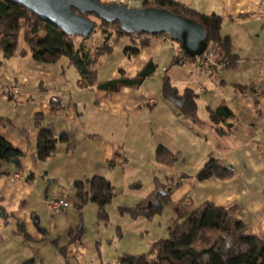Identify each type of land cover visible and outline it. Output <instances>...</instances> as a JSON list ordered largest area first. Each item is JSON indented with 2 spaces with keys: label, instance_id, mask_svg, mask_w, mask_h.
<instances>
[{
  "label": "crops",
  "instance_id": "crops-1",
  "mask_svg": "<svg viewBox=\"0 0 264 264\" xmlns=\"http://www.w3.org/2000/svg\"><path fill=\"white\" fill-rule=\"evenodd\" d=\"M176 1L222 16V34L229 36L232 52L239 56L236 68H223L211 75L182 62L172 64L178 47L159 37L151 38L137 56L130 57L124 48L133 42L123 37L110 56L101 58L99 69L109 62L111 73L101 78L99 72L100 81L119 78L122 69L127 77H135L150 60L157 70L138 88L107 92L79 87V72L76 69L75 75L69 60L62 61L64 57L42 64L31 54L6 58L0 52V89L4 90L0 100L18 96L21 103L7 113L0 110V135L24 153L16 164L0 166L5 171L0 174V207L16 217L19 225L24 223L37 242L48 241L55 233L54 223L50 228L43 224L39 203L49 199L50 192L52 198H64L66 193L75 196L74 183L95 175L105 176L115 187L111 208L145 205L151 193L169 192V202H176L181 214L188 215L210 202L231 208L253 233L264 235V0ZM93 37L85 40L91 49L99 46L88 45ZM25 47L22 39L21 48ZM13 86L19 87L18 94L9 93ZM186 89L193 91L200 122L194 123L183 108ZM221 106V113L212 116ZM36 116L41 117L42 128L69 137V143H58L55 155L43 162L36 156ZM211 139H215L214 148ZM160 145L180 152L182 158L172 166L159 163L156 150ZM210 157L218 159L232 175L199 181L197 174ZM141 166L147 173L153 172L155 190L145 198L119 199L123 190L117 192L116 185ZM17 171H22L25 179L10 181ZM40 174L47 178L43 190L37 187ZM81 233L80 239L69 244L76 236L70 230L65 257L60 250L57 254L64 262L87 261L93 245L81 243ZM51 240L58 246L59 237Z\"/></svg>",
  "mask_w": 264,
  "mask_h": 264
},
{
  "label": "trees",
  "instance_id": "trees-1",
  "mask_svg": "<svg viewBox=\"0 0 264 264\" xmlns=\"http://www.w3.org/2000/svg\"><path fill=\"white\" fill-rule=\"evenodd\" d=\"M141 7L167 9L177 15L201 23L207 33V49L216 45L222 50L224 68L237 67L239 56L233 54L229 36L222 34V16L215 13H202L176 0H154L145 2ZM83 16L95 22V30L98 24L92 17L99 21L102 30H110L109 32H111L110 36L105 37L103 42L94 49L85 44V40L90 39L94 32L87 38L69 35L54 23L32 13L24 5L10 0H0V52L6 58L31 54L35 61L42 64L56 63L62 57H66L79 72V87H96L107 92H119L126 87L138 88L155 74L157 65L153 60H150L135 77H127L122 69L119 78L100 81L99 63L101 58L110 56L121 38L129 37L133 42V45L124 48V53L133 57L137 56L142 48L149 44L151 38L158 36L148 34L134 36L124 31L118 22H107L95 15L84 14ZM22 39L26 44L25 48H21ZM176 43L179 53L174 57L172 64H180L182 57H188L182 49V45L177 41ZM215 73L211 72V75ZM182 100L183 108L188 113V117L194 123L200 122L196 116L193 91L186 89ZM222 109L221 106L215 113H212V116L219 115L218 113H221ZM36 119V125L39 128L36 156L37 160L43 162L55 155L58 143H69V137L67 134L56 136L50 129L41 127L40 116H36ZM1 120L2 117H0ZM22 157H24V153L0 135V166L18 161ZM181 158L180 152H173L163 145H160L156 150V160L162 164L172 166ZM3 172L0 170V174ZM231 175L232 171L229 168L223 166L218 159L210 157L198 172L197 179L199 181L210 178L224 179ZM131 187L139 188L141 183H134ZM74 189L75 196L79 200L76 205L79 210H82L88 202H93L98 207L99 219L108 220L107 208L116 198L115 187L109 179L102 175H95L84 181H76ZM169 200V192H153L148 196L145 205H138L133 208L121 207L120 211L135 214L139 212V214L151 219L164 210ZM177 212L181 214L178 209ZM39 228L45 230L40 225ZM74 241L75 238L69 244ZM66 250L67 246L60 249L64 257ZM118 263L264 264V235L260 236L253 233L243 220L233 215L231 208L206 202L189 213L183 222L175 221L169 228L168 238L154 242L148 254H123L119 257Z\"/></svg>",
  "mask_w": 264,
  "mask_h": 264
},
{
  "label": "rangeland",
  "instance_id": "rangeland-1",
  "mask_svg": "<svg viewBox=\"0 0 264 264\" xmlns=\"http://www.w3.org/2000/svg\"><path fill=\"white\" fill-rule=\"evenodd\" d=\"M92 19L98 25L94 31V37L88 42V45L97 46L111 32H109L110 30H102L99 21L94 17ZM127 41L128 45H131L130 40L128 39ZM172 43L178 47L175 40H172ZM66 60L67 58L64 57L62 61ZM108 63L105 62L101 69H99L101 78H105L111 73V71H108V66H110ZM72 69L76 75L78 73L76 68L73 66ZM3 91L0 89V96L4 95ZM8 101H12V103L9 104ZM19 104L21 103L18 96L12 100L7 98L5 102L0 100V110L4 109V112L7 113ZM195 129L200 128L195 127ZM214 140L211 139L210 141L213 148L216 147ZM12 163L16 164L17 161ZM155 175L158 176V174ZM46 179V176L43 174H40L37 179V187L41 190H43L41 187L46 185ZM160 179L162 180V177ZM137 182L141 183L139 189L129 187L130 184ZM119 183V185H116L117 192L123 190V193H120L118 198L124 201H132L136 199L135 197L145 198L153 192L156 181L153 172L152 174L147 173L144 167L141 166L135 168V171H131L130 174H127L125 179L123 181L120 180ZM165 186L169 189V185ZM46 193L47 188H44V191H42L43 198H45ZM50 194L51 197L49 199H44V202L39 203L40 211L43 216L42 222L44 225L48 224L50 228L52 223L55 224V233L51 234V236L53 238H60L58 246L53 244L54 240H51L52 237H50V243V240L37 242L36 238L30 237L31 235L29 236L24 223L19 225L16 217L7 212L5 215L0 212V239L2 241L0 243V264H22L27 262L29 258H34L36 262L43 261L45 264H70L69 261L65 260L64 262L57 255L59 250L67 246L71 240L70 230H73V236L82 230L81 234L83 237L81 243L85 245L92 243L93 245L87 255L89 257L84 264H119L118 259L123 254H148L154 242L168 238L169 228L175 221L183 222L187 216L185 213L179 214L177 212V203L171 200L160 214L155 215L151 219L139 214V212L136 214L130 212L122 213L120 208H111L112 205H110L107 208L109 218L107 221H103L99 219L98 207L95 203L88 202L82 210H79L75 204L77 201L74 195L66 193V195L62 196L64 198H52L53 193L50 192ZM51 200H64L71 206L65 210L60 209L55 213L47 207V202ZM34 225L36 226V222H34ZM47 257L48 260L46 259Z\"/></svg>",
  "mask_w": 264,
  "mask_h": 264
},
{
  "label": "water",
  "instance_id": "water-1",
  "mask_svg": "<svg viewBox=\"0 0 264 264\" xmlns=\"http://www.w3.org/2000/svg\"><path fill=\"white\" fill-rule=\"evenodd\" d=\"M24 5L40 18L50 21L72 36L89 37L95 22L83 16L95 15L107 22H118L129 34L160 36L168 34L182 45L189 57L204 54L207 49L205 27L190 18L167 9L128 7L122 3L106 4L99 0H10Z\"/></svg>",
  "mask_w": 264,
  "mask_h": 264
},
{
  "label": "built area",
  "instance_id": "built-area-1",
  "mask_svg": "<svg viewBox=\"0 0 264 264\" xmlns=\"http://www.w3.org/2000/svg\"><path fill=\"white\" fill-rule=\"evenodd\" d=\"M122 4L128 7H141L145 2H152L154 0H121ZM140 34H134V36H138ZM162 40L171 41L172 38L168 34L158 36ZM223 55L222 50L217 47L216 45L210 46L203 55L197 57H182V63L188 67H192L194 69H198L201 73L207 72H220L224 65L222 63ZM205 89H202L204 91ZM20 89L18 86H13L10 88L9 93L13 95L18 94ZM25 176L22 171L13 173L10 176V181L16 182L19 180H24ZM186 202H190L187 200ZM70 204L64 200H51L47 202V207L53 210L55 213L58 212L60 209H67L69 208Z\"/></svg>",
  "mask_w": 264,
  "mask_h": 264
},
{
  "label": "flooded vegetation",
  "instance_id": "flooded-vegetation-1",
  "mask_svg": "<svg viewBox=\"0 0 264 264\" xmlns=\"http://www.w3.org/2000/svg\"><path fill=\"white\" fill-rule=\"evenodd\" d=\"M0 212H2L3 215H5V212L2 208H0ZM43 231L45 232L46 230H43ZM74 238H75V240L80 239V234L76 235ZM22 264H45V263L43 261L42 262H36V260L34 258H29V260L27 262H24Z\"/></svg>",
  "mask_w": 264,
  "mask_h": 264
}]
</instances>
